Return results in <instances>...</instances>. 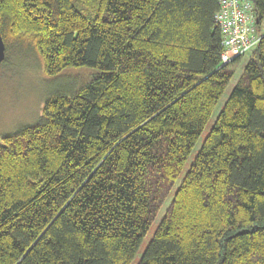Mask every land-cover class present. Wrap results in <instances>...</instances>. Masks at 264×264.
<instances>
[{
	"label": "trees",
	"instance_id": "1",
	"mask_svg": "<svg viewBox=\"0 0 264 264\" xmlns=\"http://www.w3.org/2000/svg\"><path fill=\"white\" fill-rule=\"evenodd\" d=\"M217 10L0 0L6 52L26 40L46 75L96 71L0 137V264H131L245 55L222 64ZM137 264H264V35Z\"/></svg>",
	"mask_w": 264,
	"mask_h": 264
},
{
	"label": "rangeland",
	"instance_id": "2",
	"mask_svg": "<svg viewBox=\"0 0 264 264\" xmlns=\"http://www.w3.org/2000/svg\"><path fill=\"white\" fill-rule=\"evenodd\" d=\"M261 26L264 27V21ZM27 42L26 40L11 41L7 52L5 50L6 61L0 63V137L15 133L22 127L38 122L44 102L48 97L57 93H74L96 74V71L91 67H70L61 70L56 75H46L41 58L35 52L33 45ZM250 54L251 50L246 52L240 60L230 65L234 70V75L214 107L211 117L167 195L156 220L152 222L145 234L131 264L138 263L176 187L181 182L223 103L236 84Z\"/></svg>",
	"mask_w": 264,
	"mask_h": 264
},
{
	"label": "built area",
	"instance_id": "3",
	"mask_svg": "<svg viewBox=\"0 0 264 264\" xmlns=\"http://www.w3.org/2000/svg\"><path fill=\"white\" fill-rule=\"evenodd\" d=\"M213 19L222 37V64L244 55L264 35V27L257 26L251 0H218Z\"/></svg>",
	"mask_w": 264,
	"mask_h": 264
},
{
	"label": "water",
	"instance_id": "4",
	"mask_svg": "<svg viewBox=\"0 0 264 264\" xmlns=\"http://www.w3.org/2000/svg\"><path fill=\"white\" fill-rule=\"evenodd\" d=\"M5 50V43L0 32V63H2L5 58Z\"/></svg>",
	"mask_w": 264,
	"mask_h": 264
}]
</instances>
